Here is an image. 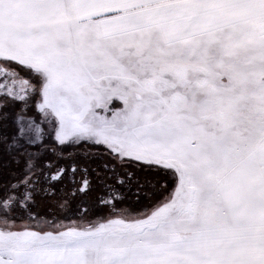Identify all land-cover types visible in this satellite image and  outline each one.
Returning a JSON list of instances; mask_svg holds the SVG:
<instances>
[{
	"label": "snow or ice",
	"instance_id": "1",
	"mask_svg": "<svg viewBox=\"0 0 264 264\" xmlns=\"http://www.w3.org/2000/svg\"><path fill=\"white\" fill-rule=\"evenodd\" d=\"M0 81L3 109L42 94L49 135L103 149L110 209L40 216L47 147L0 111L23 164L0 183V264H264V0H0ZM125 187L152 206H122Z\"/></svg>",
	"mask_w": 264,
	"mask_h": 264
},
{
	"label": "rangeland",
	"instance_id": "2",
	"mask_svg": "<svg viewBox=\"0 0 264 264\" xmlns=\"http://www.w3.org/2000/svg\"><path fill=\"white\" fill-rule=\"evenodd\" d=\"M29 94L31 95L30 91ZM40 102H42V94L38 93L31 95L30 99L16 100L8 109H3L0 106V111L10 113L9 133L18 131L22 126L26 132L30 131L33 137H39L43 141V145L47 147L46 152L43 151V148L41 149L44 160L40 168L43 170L44 175L39 178V188L43 191L36 196L35 211L42 217L47 216L50 222H55L52 221L54 215L59 217L60 222L67 223L68 220L79 222L80 216L76 214V209L82 201L87 200L93 206V211L90 213L91 219L95 220L97 217L107 216L110 211L109 207L97 204V198L104 196L106 200L109 199L100 183L105 176L98 175V173H105V169L101 165L108 162V157L100 155L103 149L92 143L65 142L61 144L54 133L49 135L51 126L47 123L48 118L44 111L38 107ZM3 132L4 129L0 128V133ZM22 167V163L14 161L11 156L0 151V183L4 182V177L11 179L13 174H18ZM60 169H65L66 175L57 182V178L49 174H55ZM131 170L139 175L154 176L160 185H165V182H167L165 186L168 191H171L177 183V177L173 175L171 169H149L144 167L141 170L140 165H136ZM83 179L95 182L91 192L81 188L79 182ZM73 181H76V183H73ZM107 182L109 184L115 183L112 179ZM75 189L81 190L75 191ZM121 191L125 197L122 206L130 207L140 213L152 206L149 198L145 197L143 193H137L133 187H125ZM164 195H167V193H164Z\"/></svg>",
	"mask_w": 264,
	"mask_h": 264
}]
</instances>
